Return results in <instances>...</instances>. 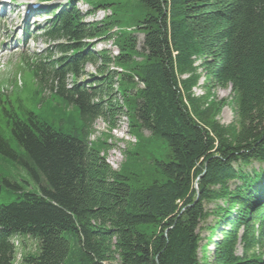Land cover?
Instances as JSON below:
<instances>
[{"label":"trees","instance_id":"16d2710c","mask_svg":"<svg viewBox=\"0 0 264 264\" xmlns=\"http://www.w3.org/2000/svg\"><path fill=\"white\" fill-rule=\"evenodd\" d=\"M78 1L42 28L65 42L34 71L82 123L63 131L32 111L0 112V199L9 193L0 200V264H264V0H137L132 11L84 0L111 12L98 23L83 22ZM86 38L112 40L120 55L96 52ZM86 62L98 72L89 86L79 82ZM227 88L236 121L223 125L211 97ZM122 117L138 142L114 169L101 152L117 146L109 140ZM97 118L108 133L90 143ZM160 144L167 150L157 152ZM18 236L36 245L19 262Z\"/></svg>","mask_w":264,"mask_h":264},{"label":"rangeland","instance_id":"374dc122","mask_svg":"<svg viewBox=\"0 0 264 264\" xmlns=\"http://www.w3.org/2000/svg\"><path fill=\"white\" fill-rule=\"evenodd\" d=\"M109 1L110 2H118V1L128 2L127 7L130 8L129 11L136 9V6H137V0H109ZM112 8L116 9V5H113ZM110 13L111 12H109L108 10L106 11V13L98 12L96 14V18L105 19L107 16L106 14H110ZM10 14L12 15V13ZM13 20H14V24H16L17 19L13 18ZM12 28H13V25H12ZM127 28H131V27L128 26ZM12 35L13 34H11L10 37H12ZM15 36H18V38L21 41L22 37L20 33L16 32ZM139 39H140L139 46L141 47L143 35L140 34ZM10 40H13V39L10 38ZM108 44H111V43H108ZM48 46H49V39H46L45 37H42V36L35 37L33 39L31 38V40L28 41L27 45H23L22 41L19 43V45H16V42H15V47L13 48L14 52L12 51V53L9 54L11 56H9L8 63L12 65L11 70H10L11 76L13 77V73H14V77H21L22 84L20 85L17 81L12 83L11 81L12 77L10 79L6 78L2 82L3 86L10 84V85H14L15 87L11 88V87L5 86L6 88H9V89L0 88V90L3 91L0 93L5 95L6 101H11L13 103V104L5 103V105L9 108L13 106L19 115H22L26 111H32L35 114H37L41 120L48 122L56 129H60L63 131H73V128H75V126H78L83 121L82 118L80 117L79 110L77 108H74L73 106L68 105V103L66 102L64 104L58 100L47 97L50 94L49 92L50 80L49 79H46L45 81H43V85L44 86L46 85L47 88L49 89L45 93V96H44L43 85L39 81H37L34 70L27 63L26 65H21L23 61L25 60L24 58H28V56L32 57V55L37 58L36 60L40 61L39 59H41L40 58L41 56L39 55L48 54V50H47L49 48ZM98 47L100 48L105 47V43H100ZM112 49L114 50V47ZM118 53L119 51L115 50L113 52V55L116 56L118 55ZM139 59L140 58H137V60ZM87 70L90 72H95V68L93 66H88ZM1 79L2 78L0 77V80ZM203 84H204V77L200 79L199 84L193 89L196 96H199L204 93ZM232 97L233 95H232L230 88L216 89L213 91V95L211 97L212 100L222 103L221 108L217 112L216 119L223 125H229L232 122L236 121V110H235V105L232 101ZM0 107H2L1 103H0ZM119 124L121 125V127H119L120 129L117 128L116 130H114L112 134L113 136L114 135L115 136L114 138H111V140H109V143H112V144L116 143L117 147L114 148L108 155V156H111L108 161L111 164H113L114 167L118 169L120 166H123L127 160L124 154V151L134 148V144L136 143V142H133V139L131 138L132 135L129 133L127 117H122ZM95 130H97V132L95 133V135L92 136L91 138L92 140L96 139L97 136H99L102 133H108L107 125L105 121H102V118H99L97 120V123L95 125ZM5 131L8 132L7 137H9L10 135L9 131L7 129H5ZM143 134L145 137L149 136V133L147 131H144ZM129 139L132 141V143H127L128 142L127 140ZM164 149L167 150L166 146L163 144H160L156 151L159 153H162L164 152ZM100 156L102 155L100 154ZM151 161H152L151 157L146 156V155L144 156V166H145V170L147 174L146 177H147L148 182L153 181L156 177V175L153 172ZM128 170L131 172L134 171V169H132L131 167H129ZM24 182H25L24 185H26V181ZM8 195L9 193L4 192L3 197L0 200L3 202L9 201ZM10 197L14 198L15 195L10 194ZM208 222H209L208 224H210L211 219ZM209 234H210L209 229H204L202 231V237H203L204 244L208 242L207 237L209 236ZM19 241L21 242V240ZM19 241H17V244H16L18 246V251H17L18 253H17V259H16L17 262H19L21 254H23L24 252L34 251L36 247L35 242H33L31 238L29 237H28V240L23 244H21ZM22 245L24 247H22ZM241 253H242V248L240 247L239 254Z\"/></svg>","mask_w":264,"mask_h":264},{"label":"bare ground","instance_id":"6f19581e","mask_svg":"<svg viewBox=\"0 0 264 264\" xmlns=\"http://www.w3.org/2000/svg\"><path fill=\"white\" fill-rule=\"evenodd\" d=\"M100 13H106V11H100ZM107 15V14H106ZM104 18V17H103ZM42 20V19H41ZM108 43H111V44H108ZM107 44H108V46H107ZM114 47V45H113V43L110 41V42H106L105 43V47H102V48H106V49H111L112 50V53L115 51V50H118L116 47H114V50L112 49ZM119 51V50H118ZM119 54V53H118ZM115 67V69L116 70H120L119 68H117L116 66H114ZM116 86H117V84H116ZM118 87V86H117ZM106 153V152H105ZM102 155H104L103 153H102ZM109 155V154H108ZM111 156H107V162L110 164V166H112L114 169H118V168H116V167H114L113 166V164H111L108 160H109V158H110Z\"/></svg>","mask_w":264,"mask_h":264}]
</instances>
